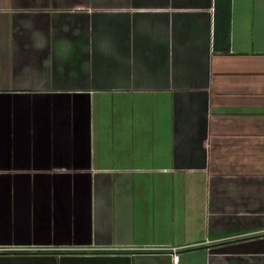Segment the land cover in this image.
<instances>
[{
  "label": "crops",
  "instance_id": "1",
  "mask_svg": "<svg viewBox=\"0 0 264 264\" xmlns=\"http://www.w3.org/2000/svg\"><path fill=\"white\" fill-rule=\"evenodd\" d=\"M0 264H264V0H0Z\"/></svg>",
  "mask_w": 264,
  "mask_h": 264
}]
</instances>
